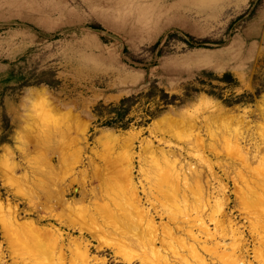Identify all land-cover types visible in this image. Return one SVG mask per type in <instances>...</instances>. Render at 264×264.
Listing matches in <instances>:
<instances>
[{
	"label": "rangeland",
	"instance_id": "374dc122",
	"mask_svg": "<svg viewBox=\"0 0 264 264\" xmlns=\"http://www.w3.org/2000/svg\"><path fill=\"white\" fill-rule=\"evenodd\" d=\"M261 17L264 0H0V159L5 151L12 152L14 161L22 165L16 175L27 167L44 170L55 166L53 175L68 190L65 198L75 200L79 194L74 190H80L75 184V177L80 180L78 170L88 169L91 177L94 166H98L110 176L124 165L125 147L111 151L95 143L102 131L135 132V153L142 139L150 138L157 147L164 145L156 138L188 148L197 132L208 144L214 141L212 134L222 136L233 131L232 136L238 130L247 144L257 143L264 150V29L257 23ZM190 37L203 44L190 47ZM226 74L231 76L223 81ZM122 100H127V111L116 121L115 111ZM214 107L229 117L215 118ZM226 120L231 123L226 125ZM192 121L197 130L191 127ZM151 130H164L167 137H155ZM253 132L260 134L254 136ZM220 145L224 143L217 145L225 155L220 152L221 158L236 161L228 156V148ZM78 148L83 149L82 162L76 163ZM205 155L215 163L216 159L207 152ZM195 158L199 160L192 155L186 161L206 169ZM254 160L253 167L257 165ZM134 164L136 171V159ZM5 168L7 163L0 161V203L17 209L21 220L60 228L66 237L64 253L70 264L67 244L78 233L49 217L47 210L35 209L14 195L7 186L13 182ZM220 169L216 166L215 172L227 187L226 211L230 210L228 213L244 230L252 250V238L247 235L249 210L240 214L237 199L247 189L239 174L250 173L245 169L237 172L234 167L230 175ZM27 172L32 176L31 168ZM44 176L36 175L45 182ZM233 177L239 178L237 187ZM46 182L52 183L49 179ZM96 185L93 181L92 186ZM61 210L56 206L54 213ZM0 254L4 257L0 264L37 259L19 235L5 237L1 228ZM252 256L250 252L248 259L257 264Z\"/></svg>",
	"mask_w": 264,
	"mask_h": 264
},
{
	"label": "bare ground",
	"instance_id": "6f19581e",
	"mask_svg": "<svg viewBox=\"0 0 264 264\" xmlns=\"http://www.w3.org/2000/svg\"><path fill=\"white\" fill-rule=\"evenodd\" d=\"M41 94L44 95L42 92ZM212 114L215 118L216 116H224L225 119L229 117V113L216 107L212 109ZM228 121L226 120V123ZM191 127L195 128L196 123L192 121ZM236 127L229 130H237ZM232 132L222 136L212 134L214 141H208V144L203 142L197 132L199 135L196 133L194 141L191 144L189 142L188 148L167 139L156 138L158 143L162 142L164 145L157 147L152 140H149L150 138L142 139L138 141L139 152L135 153L134 144L138 140V134L135 132L115 134L102 131L96 137L95 143L111 151L115 147H125L127 156L124 165L116 168L115 172L110 171V176L105 175L106 171L102 173V169L94 165V173L91 177L88 175V169L78 170L80 180L75 177V184L80 185V190L75 188V194H79L75 200L65 198L68 190L64 189L60 185L61 181L53 175L55 166L47 165L48 168L44 170L27 167L31 168L32 176L27 172L28 169L16 175L22 165L14 161L12 152L5 151L0 161L7 163L9 172L7 176L9 175L11 178L9 179L13 182V184L8 183L7 186L14 191V195L26 199L35 209L47 210L51 213L49 217L78 233L74 239L69 238L67 244L71 256L70 264H255L248 259L250 252L253 253L252 258L257 261V264H264V150H260L257 143L247 144V139L241 131L238 130L231 136ZM150 133H153L155 137L158 135L167 137V132L164 130L161 132L151 130ZM221 134L224 133L221 131ZM193 135L191 133V136ZM253 135L256 136L254 132ZM80 139L83 143L84 134ZM80 139L76 142L79 143ZM218 143H224V146L228 148L227 151L230 152L228 156L236 161L231 162V159L228 161L223 159L224 157L221 158L220 152L222 153L223 150L218 151ZM224 146L222 149H225ZM78 149L76 163L82 162L83 149ZM206 152L216 159V164L205 155ZM192 155L198 157L205 164L206 169H200L199 165L187 162L186 158ZM135 159L138 163L136 171ZM254 159H256L257 167L252 165ZM232 165L235 169L239 166V169H236L237 172L245 169L250 173L246 175L242 173L244 171L240 172L239 177L242 178L247 189L237 199L240 214L249 210V213L246 212V220L249 221H247L249 223L247 235L252 238V250L248 247V237L245 238L244 230L228 213L230 210L226 211L229 201L227 187L225 183L223 185L224 181L221 183L215 172L217 166L229 173L234 169ZM135 172L138 176L134 174ZM41 173L52 183L46 182L47 180L44 182L36 177ZM236 180L232 183L237 187ZM93 181L97 182L96 186H92ZM238 188L239 191H243L242 186L239 185ZM39 190H42L43 194ZM235 190L233 189L234 192L237 191ZM43 195L45 202L41 200ZM47 202L50 204L46 208ZM56 206H61L62 210L54 213ZM157 218L160 221H157ZM36 222L21 220L17 209L5 208L0 203V228L3 236L19 235L37 255L35 260L11 262L68 264L64 253L66 237L63 231L60 228L39 226ZM241 224L244 225V221ZM87 235L91 239L87 238ZM41 239H44L45 243L42 241L41 243ZM93 242H97V245ZM93 248L96 254H93ZM107 251H111L113 255L110 256ZM31 252L29 255L32 254ZM3 258L0 254V261L4 262Z\"/></svg>",
	"mask_w": 264,
	"mask_h": 264
},
{
	"label": "trees",
	"instance_id": "16d2710c",
	"mask_svg": "<svg viewBox=\"0 0 264 264\" xmlns=\"http://www.w3.org/2000/svg\"><path fill=\"white\" fill-rule=\"evenodd\" d=\"M187 44H188L190 47H200L203 43H197V42H195V41L193 40L192 37H190V41L187 42ZM229 76H231V75H230V74H226V75H224L223 78H222V80H223V81H226L227 78H229ZM162 92H163V90H162ZM163 95L166 96V97L168 96V94H167V93H164V92H163ZM126 102H127V100H122V101L120 102L119 110L115 111V112H116V115H117V117H116V121L120 120V118L123 117V116L125 115V113H126V111H127V108L125 107ZM108 124H111V122H109Z\"/></svg>",
	"mask_w": 264,
	"mask_h": 264
},
{
	"label": "snow or ice",
	"instance_id": "6c2138e0",
	"mask_svg": "<svg viewBox=\"0 0 264 264\" xmlns=\"http://www.w3.org/2000/svg\"><path fill=\"white\" fill-rule=\"evenodd\" d=\"M257 23H259L261 25V28L264 29V17H261ZM187 98L190 99V96H188Z\"/></svg>",
	"mask_w": 264,
	"mask_h": 264
}]
</instances>
